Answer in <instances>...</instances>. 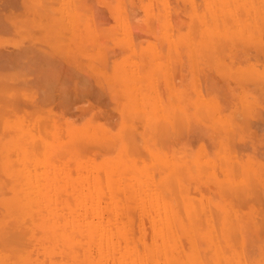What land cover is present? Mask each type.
Returning a JSON list of instances; mask_svg holds the SVG:
<instances>
[{"label": "rangeland", "instance_id": "rangeland-1", "mask_svg": "<svg viewBox=\"0 0 264 264\" xmlns=\"http://www.w3.org/2000/svg\"><path fill=\"white\" fill-rule=\"evenodd\" d=\"M0 243L264 264V0H0Z\"/></svg>", "mask_w": 264, "mask_h": 264}, {"label": "bare ground", "instance_id": "bare-ground-1", "mask_svg": "<svg viewBox=\"0 0 264 264\" xmlns=\"http://www.w3.org/2000/svg\"><path fill=\"white\" fill-rule=\"evenodd\" d=\"M14 2L16 3V0H14ZM21 3V2H20ZM57 4V3H56ZM49 6V5H48ZM31 7H32V5H31ZM34 7V6H33ZM45 8V7H44ZM55 8H57L56 6H55ZM41 9V8H40ZM35 12V11H34ZM43 13V12H42ZM51 14V13H50ZM43 16V15H42ZM53 17V16H52ZM55 17V16H54ZM56 18V17H55ZM54 18V19H55ZM53 19V20H54ZM55 21V20H54ZM57 21V20H56ZM59 21V20H58ZM60 22V21H59ZM63 24V23H62ZM37 47V46H36ZM21 49V48H20ZM27 49V48H26ZM121 49H123V48H121ZM41 50V49H40ZM16 51H18V49L16 50ZM38 51V50H37ZM22 52V51H21ZM41 53V52H40ZM25 54V53H24ZM26 55H28V54H26ZM36 55V54H35ZM44 55V54H43ZM47 57V56H46ZM49 57V56H48ZM47 57V58H48ZM33 58V57H32ZM17 59V58H16ZM23 59V58H22ZM56 59V58H55ZM83 59V58H82ZM10 60V59H9ZM45 60H46V58H45ZM50 60V59H49ZM13 61V60H12ZM31 61V60H30ZM17 62V61H16ZM26 62V61H25ZM34 63V62H33ZM65 94V93H64ZM114 94V93H113ZM113 96V95H112ZM236 113V112H235ZM240 114V113H239ZM241 116V115H240ZM14 131V130H13ZM259 185V184H258ZM184 218V217H183ZM176 233V232H175ZM10 239V238H9ZM12 239V238H11ZM3 242V241H2ZM1 244V243H0ZM10 244V243H9ZM6 246V245H5ZM8 246V245H7ZM6 250V249H5Z\"/></svg>", "mask_w": 264, "mask_h": 264}]
</instances>
